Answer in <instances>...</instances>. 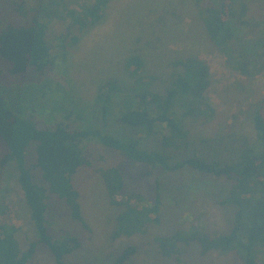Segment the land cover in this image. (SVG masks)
<instances>
[{
    "label": "rangeland",
    "instance_id": "rangeland-1",
    "mask_svg": "<svg viewBox=\"0 0 264 264\" xmlns=\"http://www.w3.org/2000/svg\"><path fill=\"white\" fill-rule=\"evenodd\" d=\"M75 1L64 0L72 5ZM250 3L255 9L260 7L258 1ZM58 8L50 0H0V24H27L32 14H45L46 38L53 57V64L46 72L12 75L0 64L1 90L9 104L22 115H30L28 118L41 126L91 125L122 138L142 137L144 148L168 151L176 156L173 160L186 158L196 151L223 163L238 156L244 140H254L251 115L243 107L264 99V71L251 77L228 68L210 41L193 0H108L102 18L76 43L65 42V47L66 21ZM134 53L142 56L145 82L157 92H164L177 73H181L180 67L171 66L174 59L196 56L209 64L211 86L207 107L199 103L197 107L200 105L201 111L192 114H187L181 104L174 108L189 131V147L163 145L160 135L167 133V129L145 135L136 128L128 131L119 124L118 114L130 107L135 93L136 76L129 75L123 65L125 58ZM108 79L114 80L112 89L103 91L111 94V114L103 121L97 95L99 85ZM88 145L93 165L79 168L72 179L80 194L87 227L72 219L68 207L53 195L46 214L54 237L72 234L80 242L77 249L65 256L67 264H111L127 247H134L135 251L124 264L239 263L234 252L201 254L195 244L179 243L177 254L163 256L155 240L177 229L205 230L209 234L228 232L233 209L220 202L228 189L224 178L203 175L189 168L157 174L95 141ZM112 165L126 175L125 195L139 193L150 203L159 179L162 196L159 225H150L143 234L113 236L116 217L123 207L108 203L103 182L93 169ZM16 177L12 165L0 166V201L15 205L20 213L23 223L16 235L24 250L34 238V227ZM261 256L264 264V253ZM43 263L54 264V256L44 244H39L30 264Z\"/></svg>",
    "mask_w": 264,
    "mask_h": 264
},
{
    "label": "trees",
    "instance_id": "trees-1",
    "mask_svg": "<svg viewBox=\"0 0 264 264\" xmlns=\"http://www.w3.org/2000/svg\"><path fill=\"white\" fill-rule=\"evenodd\" d=\"M253 1H258L261 8H253L251 0H193L210 41L220 51L227 67L251 77L264 71V0ZM50 2L59 6L60 15L66 21L63 33L65 47V42L76 43L102 18L108 0H76L74 5L66 4L64 0ZM44 19L45 14L34 13L27 24H0V64L7 68L9 74L43 75L53 64ZM123 65L129 75L136 76V85L130 107L118 114L119 124L128 131L136 128L145 135L167 129V133L160 135L163 145L179 149L189 147V131L174 113V108L181 104L187 109V114H192L201 111L197 104L206 105L211 86L209 64L196 56L174 59L171 66L174 69L180 67L181 73H177L164 92L152 90L150 83L145 82V63L139 54L128 55ZM2 80L0 78V83ZM113 82L108 79L98 88L97 100L101 102L103 121H107L111 114V94L103 89H112ZM2 86L0 84V139L4 144L0 141L3 146L0 166L12 165L16 170V180L33 223L34 238L26 249L21 248L16 235L23 223L20 213L15 205L0 201V264H30L39 244H44L53 254L54 264H67L65 256L77 249L80 242L72 234L54 237L46 216L48 203L53 195L68 207L72 219L87 227L80 194L72 179L79 168L93 165L88 145L91 141L120 153L129 162L141 163L157 174L189 168L203 175L224 178L228 183L227 192L220 202L233 209L230 230L209 234L205 230L190 232L177 229L171 235L158 236L155 240L163 256L177 254L179 243H184L195 244L201 254L234 252L239 259L238 264L262 263L264 99L243 107V110L249 109L254 140H244L238 156L222 163L196 151L186 158L173 160L176 156L168 151L144 148L142 137L122 138L91 125L71 127L59 123L54 127L41 126L29 119L30 115H22L9 104ZM93 169L103 182L108 203L123 207L116 217L114 237L143 234L150 225L160 224L162 196L159 179L155 184L154 200L150 203L139 193L125 195L126 175L118 166ZM134 251V247H127L114 257L111 264H124Z\"/></svg>",
    "mask_w": 264,
    "mask_h": 264
}]
</instances>
